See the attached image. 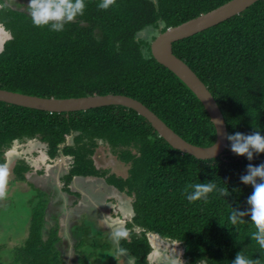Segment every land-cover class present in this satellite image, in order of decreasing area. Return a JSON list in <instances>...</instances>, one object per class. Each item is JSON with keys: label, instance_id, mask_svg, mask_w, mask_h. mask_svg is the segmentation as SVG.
I'll list each match as a JSON object with an SVG mask.
<instances>
[{"label": "trees", "instance_id": "16d2710c", "mask_svg": "<svg viewBox=\"0 0 264 264\" xmlns=\"http://www.w3.org/2000/svg\"><path fill=\"white\" fill-rule=\"evenodd\" d=\"M229 1L112 0L108 8H100L102 0H85L83 15L66 24L62 32L35 26L25 12L10 10L6 18L12 38L0 54V89L58 99L125 95L147 106L186 141L209 147L217 133L207 110L153 57L150 45L156 35L148 40L140 34H159ZM173 52L210 90L229 134L259 130L264 135V1L175 42ZM71 136L73 145L68 144ZM32 139L46 144L53 157L62 145L65 154L74 156L67 184L75 175H107L92 159L101 143L130 165L127 177L111 174L107 180L132 198L134 217L127 223L128 236L119 241V248L135 264H148L149 234L182 245L185 264L204 259L200 264H230L240 251L264 264V249L250 237L255 231L250 217L237 225L228 220L232 209L248 207L252 187L240 177L249 164L264 163V153H254L248 160L233 153L229 142L222 156L199 160L174 149L146 118L123 106L50 113L0 101V171L15 141ZM28 171L30 167L20 161L14 173L23 181ZM199 182H214L230 194L221 197L213 192L206 201L189 202L185 192ZM30 191L35 197L30 199L29 234L13 249L17 257L10 264H68L59 247L58 227L45 220L48 199L42 191ZM87 251L86 255L80 252V259H85L78 263L107 257Z\"/></svg>", "mask_w": 264, "mask_h": 264}, {"label": "water", "instance_id": "95a60500", "mask_svg": "<svg viewBox=\"0 0 264 264\" xmlns=\"http://www.w3.org/2000/svg\"><path fill=\"white\" fill-rule=\"evenodd\" d=\"M264 0H231L206 14L193 18L178 26L159 33L151 41V53L158 63L174 73L199 99L207 110L217 133L216 141L209 147L193 145L172 130L162 119L140 101L125 95H92L78 98H44L0 89V101L12 105L50 113L88 111L106 106H123L146 118L169 145L182 153L199 160H212L229 149L228 133L224 115L204 82L173 52V44L186 39L224 21L240 15L252 5Z\"/></svg>", "mask_w": 264, "mask_h": 264}, {"label": "rangeland", "instance_id": "374dc122", "mask_svg": "<svg viewBox=\"0 0 264 264\" xmlns=\"http://www.w3.org/2000/svg\"><path fill=\"white\" fill-rule=\"evenodd\" d=\"M153 35H158L157 31H154L153 33L146 31L140 34L142 38L148 40H151ZM14 146L17 147L16 145ZM99 151L102 153L101 155L103 157V160L106 157V161H104L105 164H102V167L104 166L103 168L107 170L109 174H116L119 177H127L129 175L128 169L130 168V165H126L125 163L120 162L118 157L115 154H113V152H111L110 147L102 148ZM16 161L14 159L11 162H9L6 168L7 181L10 182L12 185L11 191L14 192V196L12 198H7L8 202L6 201L2 205H0V264H10L15 260L17 255L14 254L13 249L19 246L21 244L20 242H22V240H25L28 237L29 234L28 220L31 219L32 217L31 207L33 206L30 204V199L33 196V191H28L26 189L28 185L24 184L25 185L24 187L18 181L16 174H14L13 171L16 168L15 166ZM32 180L36 182L38 180V177L33 176ZM48 187L50 186L47 184L46 188ZM94 189L98 190L99 188L97 187ZM46 191L49 194L48 199L50 200V204H49L50 211L53 213L58 209H60L61 211L62 209L59 205H61V203H65L64 200L61 198L67 196L65 194H62L63 196L60 198L59 194H57L56 192L58 190L54 191L48 189ZM5 192L8 193L7 190ZM114 193H117L116 189L114 190ZM121 196H123L122 201L125 205H129V204L131 205L132 198L126 196L125 194L123 195L121 194ZM68 198L70 199L69 203L71 202V200L73 202L76 199L73 196L67 197V200ZM87 209L88 208L86 206H84L83 209H79V210H77V208H73V210L69 214L70 217L66 218L64 215H62L63 213H61L59 216V217L64 216V219L66 220L67 223L66 225L63 223V221L61 222V227H63L61 230L62 233H64V230L66 231V227L68 228V231L74 230L75 228H77L78 231V235H77L78 237H76L75 233H73L72 237H70L69 232H68V236H69L68 238L62 237L65 242L61 246L63 248V253H64L63 257H65L66 262L68 264H81V262L79 263L76 262V257H78V254L73 252L75 250L78 251L83 250L84 255H86L87 253H89V251H87L88 249L91 252H96L100 255L102 253L107 255V257H103V258L101 255L95 259H90L89 260L90 264H97V263L98 264H111V263L129 264V261L127 260L126 256L122 257L121 255H119L118 259L117 257H114V253L116 251L115 250L116 244L111 239V232L114 229L120 228L125 224L124 222L125 219H120L121 217L116 215L117 214L116 207L114 205L107 207L105 209L107 210L106 218H102L101 220L97 219L98 221H96L94 217L89 218L88 216L86 217L83 216L82 211H85ZM71 227H74V229H70ZM168 243L171 242H166V244ZM76 245H77V249L76 248L74 249L73 247H75ZM95 245H98L97 246L98 250H96ZM173 246L179 247V244L174 242ZM68 252L71 253L70 258L72 259V263L69 262ZM108 255H110L111 258L108 257ZM80 257H81V253L79 254V260L85 259V258L80 259ZM115 259H117L118 261L116 260V262H114ZM130 264H133L132 260ZM159 264H168V261L165 260L164 262H161Z\"/></svg>", "mask_w": 264, "mask_h": 264}, {"label": "clouds", "instance_id": "9594fccd", "mask_svg": "<svg viewBox=\"0 0 264 264\" xmlns=\"http://www.w3.org/2000/svg\"><path fill=\"white\" fill-rule=\"evenodd\" d=\"M112 0H102L100 8H108ZM5 7H13L5 0ZM85 0H28L26 5V14L30 17L35 26H47L53 31L62 32L65 25L82 16L85 10ZM226 139L230 142V149L237 156H244L248 160L253 158L254 153H264V135L259 130L251 134L235 132L227 135ZM244 185L252 187L251 194L247 197V208L241 210L239 207L232 209L228 220L232 225L245 223V216L250 217V222L254 224L255 231L250 235L260 249H264V163L258 165L249 164L247 172L240 177ZM237 191V190H235ZM218 193L219 196L229 195L225 187L218 186L214 182L194 183L191 185V191L185 192V198L189 202L206 201L209 194ZM128 230L117 228L111 232V239L115 244H119L121 239L127 238ZM118 253L124 257L127 256L129 264L133 257L127 254L123 248H117ZM180 264H184L178 257ZM200 260V262L205 261ZM260 259H253L243 254L242 251L235 255L230 264H258Z\"/></svg>", "mask_w": 264, "mask_h": 264}, {"label": "flooded vegetation", "instance_id": "af4514ba", "mask_svg": "<svg viewBox=\"0 0 264 264\" xmlns=\"http://www.w3.org/2000/svg\"><path fill=\"white\" fill-rule=\"evenodd\" d=\"M7 2L8 4L13 5V7L3 6L5 3V0H0V54L3 52L7 41L12 38L11 31L7 27L8 18H6V13H8L10 10L26 13V5L28 3V0H7ZM68 144L70 145L74 144L73 136H71L68 139ZM101 144L102 145L99 148H97L94 154L92 155V159L94 161L95 166L98 169L105 170L103 168L104 166L102 167V164H105L104 161H106V157L103 160V157L101 155L102 153L99 150L102 148H106V147L108 148L110 146L108 144H103V143ZM14 145H16L17 147H15ZM14 145L5 154L6 163H5V166L0 171V175H1L0 182L1 180L3 182L7 181L6 168L9 162L15 159V161L17 160L15 166L20 164V161H22V163H25L30 167V171L25 173V177L31 171L35 174L34 176L38 177V180L34 182L37 186L40 187V191L42 192L44 191L43 193H44L45 199L47 197L46 194L48 193L46 190L48 189L50 190L52 189L54 191L58 190L56 192L57 194H59V197L61 198L63 196L62 194H64L63 191L67 189L69 190L73 189L76 183H80L83 186V188L87 191L86 192L87 195L89 193L93 194L92 200L95 203L99 204V208L101 206L109 207L111 205H114L117 210L116 215L120 216L121 217L120 219H122L123 217H126V219L128 220H132V218L134 217V209H133L132 203L131 205L130 204L125 205L123 203L122 201L123 196H121V194L123 195L124 193H121L116 186L108 182L107 178L111 174H109L107 170H105L107 171V175L105 177L103 176L97 177V176H89V175L88 176L75 175L71 177V181L68 182L67 184V177L70 176L74 168V156L71 154H65L63 152L64 145L61 146V149L58 151V154L55 157L50 155L48 146L46 144L36 139L25 140V141L16 140ZM111 152H113L112 149H111ZM25 181L26 179L23 180V182ZM47 184L50 187L46 188ZM97 187L99 189L97 190V193H95L96 190L94 188H97ZM115 189L117 193H114ZM111 199H113V201H111ZM63 200L64 202H66L65 198H63ZM49 202L50 200L48 199V204ZM87 203L89 204V202ZM63 204L64 206H66V203H63ZM87 206L90 208V205H87ZM56 212L58 213V211ZM67 212L68 210L65 209L62 215L66 216ZM58 214H61V213H58ZM45 220L49 222L48 225L56 224V223H52V220L49 217V213L47 212V208H46ZM124 222L126 223V220ZM75 235H78V231H75ZM59 247L63 251V248L61 246ZM183 254H184V250H183ZM68 256H69V253H68Z\"/></svg>", "mask_w": 264, "mask_h": 264}, {"label": "crops", "instance_id": "0c3cea01", "mask_svg": "<svg viewBox=\"0 0 264 264\" xmlns=\"http://www.w3.org/2000/svg\"><path fill=\"white\" fill-rule=\"evenodd\" d=\"M34 175L35 174L31 171L30 173H28L26 175V181L25 182L19 181L24 187H25L24 184L28 185V187H26V189L28 191H30V189L40 191V187L35 184L34 180H32ZM11 188H12V185L10 183H8L7 181L3 182L1 180V182H0V205L5 203L7 201V198H12L14 196V192L11 191ZM6 190L8 191V193L5 192ZM86 192L87 191L83 188V186L80 183H76V185L74 186L73 189H70V190L67 189V190L63 191V193L67 197L73 196L76 199L73 202L71 200V202L69 203L70 199L68 198V200H67V197H64L66 200V202H65L66 206H64V204L61 203L60 207L62 210L61 211L57 210L58 213H63V211L66 209V210H68V212H67V215L66 216L64 215V216L66 218H68V217H70L69 214L73 210V208H77V210H79V209H83V207L86 206L88 209L85 211H82L83 212L82 214L84 217H86V216H88L89 218L94 217L96 221H98L97 219L101 220L102 218H106L107 210H105V209L107 207L101 206L99 208V204L95 203L92 200L93 194L89 193L87 195ZM95 193H97V190ZM46 195H47L46 199H48L49 194L47 193ZM61 199H63V198H61ZM61 199H60V202H61ZM111 201H113V199H111ZM87 202H89V204ZM49 204H50V202H49ZM49 204L47 207V212L51 216V217L50 216L49 217L51 218L52 223H56L54 225H56L58 227L59 236L61 237V241H60V246H61L65 242L62 237L68 238L69 237L68 232H69L70 237H72L73 233H75V231H77V228L74 229V227H71L70 229H74V230L68 231V228L66 227V231L64 230V233H62L61 230L63 227H61V222L63 221V223L67 225L66 220L64 219V216L59 217L60 214H58L56 211L54 213L51 212ZM87 205H90V208ZM58 219H59V221H58ZM122 219H125L126 223L120 228L127 229V221L130 222L131 220L126 219V217H123ZM28 222H29V228H30L31 219H29ZM49 226H51V225H49ZM128 232H129V230H128ZM150 235H148V238H149V242H150L152 250L148 256V264H159L161 262H164L165 260L168 261V264H180L178 257L180 258V260H182L184 262L183 246L182 245L179 244V247H175V246H173L174 242H171L167 239L159 237L156 234H150ZM76 237H78V236L76 235ZM166 242H171L172 245H171V243L166 244ZM119 245H120V243L118 245L116 244V248H118ZM73 248L77 249V245ZM79 252H81V251L75 250L73 253H77L79 256V254H80ZM68 253H69V262L72 263V259L70 258L71 253L70 252H68ZM78 261H79V257H76V262L78 263ZM132 261H133V264H135L134 258L132 259Z\"/></svg>", "mask_w": 264, "mask_h": 264}]
</instances>
